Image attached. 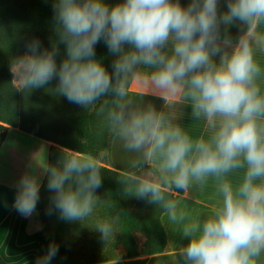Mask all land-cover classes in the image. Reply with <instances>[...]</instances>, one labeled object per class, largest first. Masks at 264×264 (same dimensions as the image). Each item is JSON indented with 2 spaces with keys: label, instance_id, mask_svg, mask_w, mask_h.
<instances>
[{
  "label": "clouds",
  "instance_id": "clouds-1",
  "mask_svg": "<svg viewBox=\"0 0 264 264\" xmlns=\"http://www.w3.org/2000/svg\"><path fill=\"white\" fill-rule=\"evenodd\" d=\"M219 4L122 0L110 8L104 0H56L58 41L44 51L39 40L31 41L29 51L10 65L11 83L31 91L58 78L56 92L86 109L104 98L100 112L111 130L148 169L128 176L126 192L159 205L173 222L184 221L186 213L169 193H187L215 178L222 204L202 223L184 226L188 243L182 258L185 264H256L264 251V95L257 85L261 69L254 44L264 45V36L255 34L264 21V0H227L223 13ZM235 22L246 30L234 43L226 29ZM102 37L117 55L111 73L94 59ZM59 44L66 45L67 55L57 65ZM145 69L150 70L145 83L154 91L190 102L192 118L213 128L210 138L193 140L162 111L133 106L127 85ZM42 167L61 218L83 221L93 213L102 185L94 157L65 155L58 165ZM239 169L243 180L234 186L226 177ZM40 187L36 175L20 178L19 213L35 211ZM96 230L106 240L112 225L102 222ZM57 252L58 246L50 245L37 264H50Z\"/></svg>",
  "mask_w": 264,
  "mask_h": 264
},
{
  "label": "trees",
  "instance_id": "trees-1",
  "mask_svg": "<svg viewBox=\"0 0 264 264\" xmlns=\"http://www.w3.org/2000/svg\"><path fill=\"white\" fill-rule=\"evenodd\" d=\"M104 2L111 8L122 0ZM55 3L56 0H0V150L10 127H17L52 142L49 150L50 166L58 165L65 155L108 159L115 133L106 120V113L100 112L104 98L86 109L56 92L58 78L31 91H18L11 83L13 75L10 65L15 57L29 51L28 44L31 41L39 40L40 51L51 49L53 43L58 41ZM180 3L187 7L190 0H180ZM226 10L227 0H220L219 11L223 13ZM245 30L246 26L239 22L226 29L233 42ZM128 47L125 45V49ZM66 55V45L59 44L57 65L63 62ZM116 58L117 55L109 51L102 37L95 46L94 59L111 73ZM261 122L264 123V120ZM98 166L102 185L96 190L97 203L93 213L83 221L61 218L51 200L54 193L47 188L46 173L36 205L43 224L38 259L46 255L52 244L58 246V252L50 264H93L123 259L124 254L116 252L115 246L118 244L124 246L129 258L125 264H146L147 259L142 258L143 255L165 250L168 234L163 221L164 210L145 198L126 192L129 174ZM182 193L173 190L169 198L178 201ZM102 222L112 225V232L106 240L96 230ZM88 232L92 238H89ZM137 233L146 238L142 248ZM80 243L83 245L80 246ZM89 244L91 246L87 247ZM107 245V252H102ZM93 249L99 251L100 257L90 260L87 258L88 250ZM92 255L95 256V252Z\"/></svg>",
  "mask_w": 264,
  "mask_h": 264
},
{
  "label": "crops",
  "instance_id": "crops-1",
  "mask_svg": "<svg viewBox=\"0 0 264 264\" xmlns=\"http://www.w3.org/2000/svg\"><path fill=\"white\" fill-rule=\"evenodd\" d=\"M255 34L264 36V21L258 24ZM254 49L256 62L261 69L257 77V85L261 95H264V45L254 44ZM218 59L219 57H217ZM149 72L150 70L145 69L135 78H130L127 85L128 99L144 95L154 97L160 101L158 102L159 111L165 113L174 125H179L193 140L210 138L214 131L213 128L204 119L195 120L192 118L191 105L187 99L163 97L159 92L154 91L150 84L145 83V81L150 80ZM19 134L36 141L37 149L41 152L40 161L43 162V165L49 162V150L52 145L50 141L24 132L17 127H10L7 139L0 150V264H37L43 227L39 211L35 209L30 216H25L19 213L15 207L20 178L25 173L36 175L42 185L46 176L43 167L41 172H38V166L22 168L9 161L11 140L17 138ZM116 152H123L131 156L132 161L135 162H127V165L124 164L125 162H115ZM139 159L137 153L127 150L124 143L117 142L113 138L109 161H98L97 163L122 173L129 175L134 173L139 176L148 170L146 166L137 163ZM130 163L133 165L129 166ZM243 176L244 169H239L229 173L226 178L236 186L242 182ZM222 199L218 193V181L213 177L208 178L202 187L193 186L187 193L183 192L178 202L180 210L186 213L185 220L173 222L166 213L164 214L163 221L168 234L167 246L163 252L143 255L142 258L147 259L146 264H185L181 252L187 244L174 242V240L177 239L178 234L183 235V228L189 221L196 223L195 220L199 218V222L202 223L212 216L221 206ZM125 261V259H116L94 264H125ZM256 264H264V251L256 258Z\"/></svg>",
  "mask_w": 264,
  "mask_h": 264
},
{
  "label": "rangeland",
  "instance_id": "rangeland-1",
  "mask_svg": "<svg viewBox=\"0 0 264 264\" xmlns=\"http://www.w3.org/2000/svg\"><path fill=\"white\" fill-rule=\"evenodd\" d=\"M130 100L132 101L133 106L137 109L155 108L157 111H159L160 109V106L158 103L160 101L148 95L140 96L138 98L130 97ZM114 140H116L117 142L124 143L123 140L117 135L114 136ZM10 149L11 150L8 155V159L13 165L21 166L22 168L23 167L29 168L34 165V166H38L39 168L37 170L38 172H41V168L43 165V162L40 161L41 152L38 151L36 141L34 139H31L30 137L19 134L17 138H13L11 140ZM95 160H97V162L98 161H109V158L104 159L103 157H100V158H95ZM114 161L117 163L125 162L124 164L126 165H127V162H135V161H132L131 156H128L124 154L123 152H116V157L114 158ZM128 165L132 166L133 164L130 163ZM195 222H199V218L195 220ZM189 223L191 222L189 221L188 224ZM113 234L117 235L115 231H113ZM178 235L179 236H177V239L174 240V242L184 243V244L188 243V240H186L183 237V235L181 234H178ZM88 236L89 238H92V235L90 232H88ZM137 238L142 248L146 238L141 233H137ZM79 245L81 246L83 245V243H80ZM89 246L91 245L89 244L87 247ZM108 248H109V245H107L103 249L102 252H107ZM115 249H116V252L124 254L123 259L129 260V258H127V255H126L125 248L122 244H118L117 246H115ZM88 251H89V256L87 258H89L90 260L94 257H100L99 251L97 249L88 250ZM93 252H95L96 254L95 256L92 255Z\"/></svg>",
  "mask_w": 264,
  "mask_h": 264
}]
</instances>
